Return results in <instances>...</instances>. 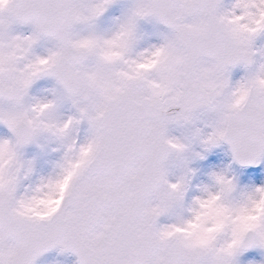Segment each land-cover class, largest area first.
I'll list each match as a JSON object with an SVG mask.
<instances>
[{"label": "snow or ice", "instance_id": "snow-or-ice-1", "mask_svg": "<svg viewBox=\"0 0 264 264\" xmlns=\"http://www.w3.org/2000/svg\"><path fill=\"white\" fill-rule=\"evenodd\" d=\"M111 3L0 0V123L12 133L0 139L8 157H0V264H34L57 245L77 264H236L243 249L264 248V186L235 194L233 178L214 172L185 206L192 170L185 164L170 180L168 164L186 162L190 139L168 129L204 113L212 129L204 147L226 141L241 164L264 155V63L235 84L228 77L229 66L253 63L264 0L228 8L221 0H132L114 29L98 32L95 20ZM146 18L169 31L140 48ZM17 24L32 31L14 33ZM41 38L51 47L35 54ZM42 76L58 88L29 97ZM63 102L74 109L66 118L57 114ZM81 122L88 134L79 141ZM41 137L62 154L47 176L22 186L33 162L19 150Z\"/></svg>", "mask_w": 264, "mask_h": 264}, {"label": "rangeland", "instance_id": "rangeland-1", "mask_svg": "<svg viewBox=\"0 0 264 264\" xmlns=\"http://www.w3.org/2000/svg\"><path fill=\"white\" fill-rule=\"evenodd\" d=\"M127 2H115L114 4L108 5L105 11L96 18L94 24L95 30L106 33L114 29L118 20L122 18L124 13L130 8L132 0L131 2L130 0L128 3ZM232 2L233 0H228L221 7L228 8L231 6ZM16 28L15 25H13L12 31L21 35H27L32 31V26H26L28 29L25 28L23 31ZM75 30L86 31L87 28L84 25H80ZM138 33L140 34L138 47L143 48L154 43H159L162 34L167 33V31L162 29L158 23L152 19H140L138 21ZM48 47H51V42L39 40L34 46L33 52L35 54H42ZM254 52V65L251 68L241 65L228 70L230 83L235 84L249 72L254 70L259 64L264 63V31H260L254 36ZM55 88H58V86L54 81L46 80L34 86L29 97H50L52 95V90ZM73 112L74 109L69 102H63L57 108V114L60 118H66L69 113L71 115ZM81 123L84 124L82 135H79L77 131L74 133L79 141H82L88 134L86 122ZM195 128L201 130L200 137H192V131ZM211 130V121L208 115L204 113L199 114L194 123L187 125L173 124L169 126V135L180 138L188 137L190 139L188 152L186 153V162L173 159L168 164V176L170 180H174L175 177L181 173L185 164L188 169L192 170L188 187L184 195L183 203L185 206L191 202L194 196L199 194L202 185L212 183L211 174L214 172L224 173L233 178L234 182H236L237 174L241 172L247 184L246 191H250L257 186H264V155L259 158L257 163L248 167H242L232 159L230 150L223 141L207 147L202 145L201 138ZM7 135L10 136V138ZM3 138L11 139L12 134L6 125L0 123V139ZM19 151L23 160H31L33 162V171L28 178L21 182L22 186L30 185L36 182L40 177L47 176L52 171L54 163L62 154V149L58 142L47 137H41L37 141L31 142L30 146L22 148ZM197 153L199 155H197ZM167 220V217H162L161 222H167ZM242 251L239 252L235 258L236 264H264V248L253 246ZM35 264L77 263L72 254L64 253L61 250H55L38 259Z\"/></svg>", "mask_w": 264, "mask_h": 264}, {"label": "clouds", "instance_id": "clouds-1", "mask_svg": "<svg viewBox=\"0 0 264 264\" xmlns=\"http://www.w3.org/2000/svg\"><path fill=\"white\" fill-rule=\"evenodd\" d=\"M0 157H3V159H4V163H7V161H8V157H7V153H6V150L5 149H3V148H0ZM227 176V175H226ZM229 177V176H228ZM209 210L210 211H213V208H212V206H211V204L209 203ZM218 225H219V220H217V222L215 223V224H213L211 227L212 228H215V227H218ZM190 231L191 230H195V228H191V229H189ZM207 236H208V232H201V237L202 238H207Z\"/></svg>", "mask_w": 264, "mask_h": 264}, {"label": "water", "instance_id": "water-1", "mask_svg": "<svg viewBox=\"0 0 264 264\" xmlns=\"http://www.w3.org/2000/svg\"><path fill=\"white\" fill-rule=\"evenodd\" d=\"M78 25H76L75 27H77ZM165 26V25H164ZM166 27V26H165ZM252 46V45H251ZM252 59H253V54H252ZM237 64H239V63H237ZM237 64H235V65H237ZM252 65V64H251ZM250 65V66H251ZM231 66H234V65H231ZM230 67V66H229ZM42 77H48V76H42ZM41 78V77H40ZM52 78V77H51ZM39 79V78H38ZM37 80V79H36ZM35 80V81H36ZM34 81V82H35ZM34 82L32 83V85L30 86V88H29V91H30V89L32 88V86H33V84H34ZM176 110H178V109H176ZM226 142V141H225ZM227 143V142H226ZM26 145H28V144H26ZM26 145H24V146H26ZM229 145V144H228ZM230 146V145H229ZM231 148V147H230ZM239 163V162H238ZM241 164V163H240ZM241 165H250V164H241ZM58 247H60L59 245H57V246H54V247H52V248H49L48 250H46V251H44L43 253H41L35 260H34V262L38 259V258H40L41 256H43L44 254H46V253H48V252H50V251H52V250H54V249H56V248H58ZM61 248V247H60ZM64 252H70V253H72V254H74L75 256H76V254L73 252V251H71L70 249H64L63 250ZM76 258H77V256H76Z\"/></svg>", "mask_w": 264, "mask_h": 264}, {"label": "bare ground", "instance_id": "bare-ground-1", "mask_svg": "<svg viewBox=\"0 0 264 264\" xmlns=\"http://www.w3.org/2000/svg\"><path fill=\"white\" fill-rule=\"evenodd\" d=\"M244 178L245 177H243L241 175V172H239V174H237V178H236V182H235V186H236L235 193L239 194L242 191H246L247 184H246V181L244 180ZM243 181H245V182H243Z\"/></svg>", "mask_w": 264, "mask_h": 264}, {"label": "flooded vegetation", "instance_id": "flooded-vegetation-1", "mask_svg": "<svg viewBox=\"0 0 264 264\" xmlns=\"http://www.w3.org/2000/svg\"><path fill=\"white\" fill-rule=\"evenodd\" d=\"M227 1H228V0H221V6H222L225 2H227ZM16 27H17V28H16ZM15 28L18 29V30H20V31H23V30L25 29L24 25H20V24L15 25ZM26 29H28V28H26ZM41 40L49 41V40L46 39V38H41ZM49 42H50V41H49Z\"/></svg>", "mask_w": 264, "mask_h": 264}]
</instances>
